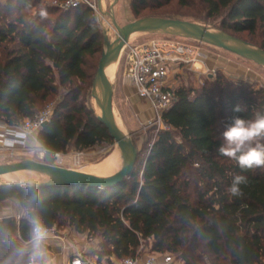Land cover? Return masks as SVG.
I'll list each match as a JSON object with an SVG mask.
<instances>
[{
  "label": "trees",
  "instance_id": "1",
  "mask_svg": "<svg viewBox=\"0 0 264 264\" xmlns=\"http://www.w3.org/2000/svg\"><path fill=\"white\" fill-rule=\"evenodd\" d=\"M57 1L30 14L39 0H17L28 13L5 20L0 14V122L20 125L64 86L65 97L38 133L40 144L60 153L70 144L84 150L113 143L93 109L79 100L88 95L100 62L97 15L85 4L65 8V0ZM170 1L133 0L132 10L141 17ZM177 3L199 6L206 18L220 20V28L264 47V0ZM175 96L163 114L170 128L158 129L123 182L105 189L1 185L0 203L17 200L25 213L0 219V264H26L25 242L37 223L101 236L100 257H135L149 243L151 253L175 254L183 264H264V167L242 172L218 152L233 117L264 115V87L220 72L201 87L180 85ZM237 105L244 110L235 112ZM237 174L247 182L240 185L242 195L232 196L227 189Z\"/></svg>",
  "mask_w": 264,
  "mask_h": 264
},
{
  "label": "rangeland",
  "instance_id": "2",
  "mask_svg": "<svg viewBox=\"0 0 264 264\" xmlns=\"http://www.w3.org/2000/svg\"><path fill=\"white\" fill-rule=\"evenodd\" d=\"M115 0H105V9L109 10L111 5ZM132 1L133 0H118L116 5L114 6V14L117 18V21L120 25H125L129 22L134 21L135 19L146 17V16H162L166 17L167 15L170 18L183 19V20H191L197 21L208 26L214 27L219 30L226 31L220 28V20L208 19L205 17V13L203 10L197 7H182L177 3V0H172L168 4L163 5L162 7L154 10H144L141 13V17L134 14L132 10ZM59 2L57 0H39L37 6L28 10L30 14H36V12L42 6L54 7ZM59 6V5H58ZM0 14L1 19H13L19 12L28 13L27 10L19 7L17 4V0H1L0 6ZM98 21L100 23V27L103 31V47L102 52L96 55L95 62L99 61L102 57L103 52L106 49L105 45V34L104 28L108 30V36L113 41L117 38V33L115 28L111 23V19L107 17L105 19L101 16L99 12L96 13ZM51 16V15H47ZM4 17V19H3ZM110 22V23H109ZM168 34L162 33H148L136 35L130 41L131 43H138L147 41L149 39L155 37H163ZM242 35V34H241ZM250 41V40H249ZM198 47H200L201 52L204 53V58L197 59L194 64L185 65V69L182 70V79L180 80V84L192 87H201L206 80L213 79L218 73H223L226 76L234 79L237 82L246 81L250 84H253L254 87H264V66L259 65L251 60L243 58L235 53L224 50L222 48L216 47L214 45H210L204 42L192 41ZM252 42V41H250ZM254 43V42H252ZM256 44V43H254ZM258 45V44H257ZM97 66V65H96ZM178 76V79L181 78ZM179 84V86H180ZM126 84L122 83V71L121 64L118 65L117 76L115 78L114 84V98L113 105L114 111L116 113V117L120 119L122 126L129 132L139 148L142 150L144 146H150L156 136L158 129L163 128L162 125L157 121H150L153 114L149 109L148 104H146L140 98H133L131 100L126 96L123 92V87ZM92 87L88 93V95H82L79 97L81 102H84L88 107L94 108V100L91 95ZM66 89L64 86H60L58 94L52 99L45 107L52 106L55 108L57 104L65 97ZM44 107V108H45ZM2 123V122H1ZM40 131V130H39ZM27 137L21 142H15V146L12 150H8L5 147L0 145V164L6 163H15L19 161H24L28 159L55 164L58 166L77 169V170H86L87 166L92 163H97L98 161L104 159L108 156L115 147V141L113 143L109 142H101L98 143L88 149L78 150L75 148L73 144H70L67 147L66 152H60L57 155L55 152L49 151L45 149L40 142L38 141V133ZM59 156V158H58ZM144 156H146L144 154ZM14 199L8 200L9 202ZM25 213V210L21 207V212L18 216ZM16 216V217H18ZM67 225H64L60 228V231L67 230ZM60 232V233H62ZM102 238L99 235L89 237L87 233H81V235L76 236L73 239V245L78 246L77 248H81L83 250H88V256L96 257L98 256V260L100 264H116L121 261V259L111 256L107 257L99 255L100 242ZM151 245L149 243L141 246V254L152 252ZM41 251L38 257V263L44 264L48 259L46 256L47 249L45 246L40 247ZM26 252L28 250L30 252L34 250H30L25 247ZM38 254V253H37ZM164 255V254H163ZM166 255L172 256L171 264H183V261L180 258H177L175 254L166 253ZM29 258V256H28ZM112 258H115L114 262ZM28 262V260H27ZM26 262V264H27Z\"/></svg>",
  "mask_w": 264,
  "mask_h": 264
},
{
  "label": "water",
  "instance_id": "3",
  "mask_svg": "<svg viewBox=\"0 0 264 264\" xmlns=\"http://www.w3.org/2000/svg\"><path fill=\"white\" fill-rule=\"evenodd\" d=\"M117 2L118 0H115L110 9L106 10L103 7V0H97L98 12L105 19H107V17L111 19V23L117 33V38L112 41L108 36L107 28H104L106 49L102 54L93 79L91 95L94 100L93 111L96 117L108 129L115 144H118L122 156L121 169L115 174L101 177L82 170L28 159L15 163L0 164V176L20 170H33L47 176V180L35 183L0 181V186L87 185L89 187L105 189L123 182L133 174L140 150L135 144L131 134L124 131L118 124L114 111L113 98L115 78L117 76L122 50L136 35H140L141 33H162L195 39L230 51L264 66V47L227 31L219 30L197 21L162 16H146L135 19L122 26L117 21L113 12ZM112 66H114L115 70L110 79L108 77V69Z\"/></svg>",
  "mask_w": 264,
  "mask_h": 264
},
{
  "label": "built area",
  "instance_id": "4",
  "mask_svg": "<svg viewBox=\"0 0 264 264\" xmlns=\"http://www.w3.org/2000/svg\"><path fill=\"white\" fill-rule=\"evenodd\" d=\"M85 4L95 14L98 12L97 0H65L60 6L65 8L76 7ZM192 41L195 39L165 35L155 37L147 41L127 44L121 53L120 64L122 71V83L134 87L138 97L148 104L153 116L150 121L159 122L163 129L170 126L163 120V114L172 106L176 96V89L182 79V70L185 65L194 64L197 59L204 58L200 47ZM178 76H181L178 79ZM183 80V79H182ZM181 85V84H180ZM54 113L52 106L45 107L34 117L24 120L20 125H7L2 123L10 133L15 134L17 139L4 138L0 144L8 150H12L15 142H21L27 137L41 130L44 124L49 122ZM59 155V153H56ZM20 215L18 216V218ZM38 224V223H37ZM31 240L25 242L29 249L33 246L40 247L51 239L65 240L54 227L38 224L44 231V236L37 241L35 239V228ZM29 260L27 264H36L37 256L34 251L28 250ZM162 259V263H160ZM171 255H158L156 253H144L135 257H127L121 260V264H171ZM91 260L85 259L82 252L74 254L69 264H90Z\"/></svg>",
  "mask_w": 264,
  "mask_h": 264
},
{
  "label": "clouds",
  "instance_id": "5",
  "mask_svg": "<svg viewBox=\"0 0 264 264\" xmlns=\"http://www.w3.org/2000/svg\"><path fill=\"white\" fill-rule=\"evenodd\" d=\"M233 110L241 112L244 109L237 105ZM222 138L223 143L218 148L219 154L236 161L242 172L264 167V143L258 142L264 140V115L257 114L251 120L239 116L233 117L222 133ZM246 182V176L234 175L227 191L232 196L242 195L240 185ZM43 236L44 231L37 224L35 239L39 241Z\"/></svg>",
  "mask_w": 264,
  "mask_h": 264
},
{
  "label": "crops",
  "instance_id": "6",
  "mask_svg": "<svg viewBox=\"0 0 264 264\" xmlns=\"http://www.w3.org/2000/svg\"><path fill=\"white\" fill-rule=\"evenodd\" d=\"M123 92L131 100H134L133 98L138 97L134 87L131 86L130 84H126L123 87ZM4 138L17 139L15 134L10 133L9 130L0 122V144L2 143V140ZM20 212H21V206L17 200H12L10 202L5 201L0 203V219L7 216H18ZM60 232L62 231H60L59 229L58 234L61 237H65V240H61L58 238L51 239L48 241L47 244L41 245V246H45L47 249L46 256L48 257V259L45 261L44 264H69L71 258L74 256V254H77L78 252H82L85 259L91 260L90 264H100L97 258L98 256L96 257L88 256L86 255L88 250L77 248L78 246L72 244L73 239L76 236L81 235V233L77 232L75 229L71 227H68V229L63 231L62 233ZM40 247L33 246V248L30 249V250H34L37 256L36 264H39L38 257L41 253V251H36V250H41ZM114 259L115 258H112L113 262L115 261ZM160 263H162V259H160ZM114 264L116 263L114 262ZM118 264H121V261H119Z\"/></svg>",
  "mask_w": 264,
  "mask_h": 264
},
{
  "label": "bare ground",
  "instance_id": "7",
  "mask_svg": "<svg viewBox=\"0 0 264 264\" xmlns=\"http://www.w3.org/2000/svg\"><path fill=\"white\" fill-rule=\"evenodd\" d=\"M104 4H105V0H103V7L105 9ZM114 70H115L114 66L108 69V77L110 79L114 74ZM116 118L120 127L127 132V130L122 126L120 119L118 117ZM121 167H122V156L118 144L116 143L113 151L108 156L98 161L97 163L95 162L89 164L87 166V169L86 170L84 169L82 171L92 173L97 176L105 177L115 174L121 169ZM47 179L48 177L45 176L44 174H41L33 170H20V171L6 173L0 176V181H5V182L18 181V182H26V183H35V182L45 181Z\"/></svg>",
  "mask_w": 264,
  "mask_h": 264
}]
</instances>
